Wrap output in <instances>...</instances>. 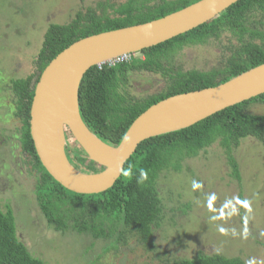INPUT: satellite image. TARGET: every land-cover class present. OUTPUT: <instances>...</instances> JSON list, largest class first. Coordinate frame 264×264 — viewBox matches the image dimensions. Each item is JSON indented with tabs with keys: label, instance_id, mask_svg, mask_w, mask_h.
Instances as JSON below:
<instances>
[{
	"label": "trees",
	"instance_id": "trees-1",
	"mask_svg": "<svg viewBox=\"0 0 264 264\" xmlns=\"http://www.w3.org/2000/svg\"><path fill=\"white\" fill-rule=\"evenodd\" d=\"M198 1L128 0L113 12L117 14L115 17L105 14L108 2L100 1L96 10L86 7L77 10L73 16L68 15L67 21L47 25L38 51L33 54H36L33 62L30 61L32 70L27 73L20 70V77L9 78L1 88L6 94V98L2 97L3 102L10 105L9 122L19 125V133L13 136L17 140L18 151L25 156L26 165L30 167V176L34 181L31 192L41 218V228L30 234L25 230L19 231L13 209L9 204L1 207L0 202V264H44L41 259L32 256L25 244L28 241L34 245L42 230L65 235L73 232L87 237L89 249L95 244L102 247L96 261L111 251L116 253L123 247L130 248L132 243L141 246L146 253H153L158 245L155 236L160 232L170 239L174 230H180V236L189 235L203 242L222 241L213 236L211 238L207 231L203 232L208 207L201 211L204 204L200 195L197 203L199 221L191 227L187 222L179 226L176 222L178 215L172 216V213H177L176 210H167L168 205L163 202L161 180H168V189L176 188L185 197H192L193 201L201 186L197 184L193 186L195 190L189 192L193 182L184 190L181 184L172 183L170 177L185 175L192 181L194 173H200L202 167L191 171L184 169L183 164L203 159L206 153L213 152L220 159V171L225 172L221 178L224 180L226 176L229 185L238 183V207L241 209L244 203L240 186L244 160L240 149L248 140H264V114L249 111L252 105L264 107V94L222 110L190 128L143 141L125 163L114 185L94 195L75 194L55 182L42 167L29 130L34 88L44 68L57 54L83 38L154 21ZM222 43L228 46L221 51ZM210 45H215L214 49L220 53L221 59L206 69H185L177 61L183 51ZM262 64L264 0H240L213 20L186 34L145 49L121 63L90 68L79 86V113L86 127L97 138L115 147L132 122L150 106L174 95L216 87ZM138 79L153 84V90L133 93L131 84ZM65 154L69 163L83 173L102 170L89 161L79 147L73 149L66 144ZM3 185L8 186L5 194H16V182L4 181ZM177 197L181 199L179 194L174 199ZM190 207V204L183 205L181 214L189 215L196 211ZM239 215H242L245 225H251L254 218L260 229L264 227V217L259 220L253 217L252 211L240 210ZM165 226L169 228L165 229ZM183 231L187 232L186 236ZM244 252L241 250L240 254L227 256L197 249L191 257L176 255L169 259L157 254L150 261L159 264H253V261L248 262L243 257ZM260 264H264L262 257Z\"/></svg>",
	"mask_w": 264,
	"mask_h": 264
},
{
	"label": "water",
	"instance_id": "water-1",
	"mask_svg": "<svg viewBox=\"0 0 264 264\" xmlns=\"http://www.w3.org/2000/svg\"><path fill=\"white\" fill-rule=\"evenodd\" d=\"M240 0H201L144 24L78 40L53 58L34 88L29 130L37 157L50 177L69 192L94 195L110 189L143 141L192 127L212 115L264 94V64L216 87L168 97L150 106L113 147L97 138L79 113L86 72L125 55H136L213 20ZM68 132L85 157L102 170L83 173L65 154Z\"/></svg>",
	"mask_w": 264,
	"mask_h": 264
},
{
	"label": "rangeland",
	"instance_id": "rangeland-1",
	"mask_svg": "<svg viewBox=\"0 0 264 264\" xmlns=\"http://www.w3.org/2000/svg\"><path fill=\"white\" fill-rule=\"evenodd\" d=\"M95 0H0V97L6 98L5 92L1 89L9 78L22 75L21 71L32 70L33 58L38 51L41 43L42 35L46 29L48 23L63 22L68 20V15L71 16L78 6L87 5L89 2ZM50 9V11H49ZM70 13V14H69ZM63 20V21H62ZM215 46V45H214ZM213 45L204 47L203 49H191L190 51H183L177 57V61L187 68L206 69L209 66L216 64L220 59V53L214 49ZM226 43L220 45L221 51L227 48ZM31 61V62H30ZM21 70V71H20ZM18 71V72H17ZM137 82V83H136ZM131 84V91L135 94H140L144 90H153L154 85L145 83L143 80H136ZM254 114H264V107L261 105H252L249 109ZM13 126L10 123L5 125L0 124V171L5 169L7 172H11L10 166V151L4 145H1V141L6 138L12 132ZM66 144L71 146L73 149L78 147L70 133L66 132ZM250 140L244 142L240 149L241 158L244 160L242 166V183L248 177L246 182V189L250 195L245 196L244 205L240 209L237 203H232L231 209L228 205L229 202L233 201V198L237 195V187L235 191L228 194L226 187H220L217 191V196L222 199L221 211L224 213V220L216 213V217L211 220V210L206 208L204 231H207L212 238L214 234H217V242H203L196 238H191L187 235V232L182 236L179 235L180 230L173 231V238L166 237V234L161 232L155 236L157 246L153 250V253H146L141 246L132 243L130 248H121L120 251L114 253L113 251L105 254L99 261H96V255L100 254L102 247L95 244L94 248L89 249V240L87 237H80L75 235L73 232L69 235L58 233L54 231L42 230L36 243L25 244L32 256L38 257L43 261L44 264H159L158 262L152 261V256L160 257V254L168 257L169 259L174 258L176 255L180 257H191L197 249H202L207 253H218L223 255L240 254L241 250L245 251L244 258L250 262L260 264L262 244L264 243V227L257 229L255 232L256 240L249 238L246 231H244L245 224L242 221V215L240 216V210L253 211L255 218L261 220L264 217V199L262 198V192L264 191V161L263 155L258 152ZM12 152V151H11ZM248 156V158H247ZM247 158V159H246ZM263 161V162H262ZM241 162V161H239ZM257 162V164H256ZM210 164L220 165V159L218 154L208 152L203 156V159L189 160L183 164L184 169L195 171L194 168L201 167ZM249 165V166H248ZM260 167L258 168V166ZM25 167V166H23ZM22 167V168H23ZM222 170V169H221ZM224 170H222V173ZM201 172L205 175L211 173L208 176H212V185L216 186V181L221 177L220 171L213 169L212 167L203 168ZM13 179L18 184L16 194H5V190L8 186H4L5 176L0 174V202L1 207L9 204L14 211V217L16 225L20 231L25 230L26 232L34 233L37 228H41V218L37 211V205L34 200V195L31 192L34 181L31 177L25 174L12 173ZM196 172L194 173V175ZM188 176H173L170 177V181L174 184H181L184 190H187L190 182H192ZM263 177L262 182L260 178ZM169 178V176H166ZM227 181V177H224ZM209 183V181L207 180ZM228 182H230L228 180ZM241 183V184H242ZM161 184L163 189L162 198L163 202L166 203L167 210H176L177 213H172V216H177L176 222L179 226L184 225L187 222L190 227L199 221L198 216V198L196 195L195 199H187L181 191L176 188H169L170 184L168 180L162 179ZM229 184V183H228ZM238 185L236 182L232 183ZM167 187V188H166ZM228 190V189H227ZM181 195L175 198V195ZM228 194V195H227ZM248 196V197H247ZM258 200L253 201V199ZM259 200L263 201L259 203ZM187 202V203H185ZM253 202V203H252ZM185 203V204H184ZM190 204L189 209H193L189 215L181 214L183 205ZM258 204V205H257ZM210 205L209 201H205V206ZM191 212V211H190ZM239 215V216H238ZM231 216L237 217L236 220H231ZM252 216V215H251ZM170 215L167 217L169 218ZM241 218V219H239ZM245 218V217H244ZM246 219V218H245ZM256 219L253 218V221ZM169 223V222H168ZM167 225V224H165ZM188 225V226H189ZM169 227L165 226V229ZM187 228V227H186ZM184 228V230H186ZM191 232H193L191 230ZM217 232V233H216ZM244 232V233H243ZM37 234V232H36ZM181 234V233H180ZM202 235V234H201ZM178 236V238H176ZM230 242V244H228ZM260 247H259V245ZM33 245V246H32ZM227 249H223V247ZM260 251H257V249ZM248 251V253H247ZM152 260L150 261V259ZM155 260V258H154Z\"/></svg>",
	"mask_w": 264,
	"mask_h": 264
},
{
	"label": "flooded vegetation",
	"instance_id": "flooded-vegetation-1",
	"mask_svg": "<svg viewBox=\"0 0 264 264\" xmlns=\"http://www.w3.org/2000/svg\"><path fill=\"white\" fill-rule=\"evenodd\" d=\"M100 1L108 2V5H107L106 9L104 10L105 14L111 15V17H113V16L115 17L117 14H113V12L115 10H117L120 6H122L123 4H126V2L128 0H95L94 2H89L87 5H84V6L80 5V6H78L76 9H74V12H73L72 16L76 13L77 10H80V9H83V8L85 9L86 7L87 8H91L93 10H96L97 9L96 7H97V5H98V3ZM152 2L149 3V4H152ZM49 11H50V9H49ZM50 23H51V21H50ZM10 116H11V111H10V105H9V103L3 102L2 97H0V124L5 125V123H10L13 126L12 132L6 138H3L4 141L3 140L1 141V145H4L3 148L6 147L10 151V157H11V159H10L11 172L9 173L5 169H3L1 175L5 176V180H7L8 182L15 183L16 180L13 179V174H12L13 172L14 173L23 174V175L25 174L26 176H29V177H31L30 175H32V174H30V169H29L30 167L28 165H26V162L24 160V157L25 156L23 154H20V151H18V149H17V140H15V138L13 136V134L19 133V129H18V126L19 125L18 124H15V123L9 122L10 121L9 120V117ZM65 139H67L66 138V134H65ZM250 142H252L253 144H255L254 145L255 148L258 149V152L263 155L262 157H263V161H264V140H263V142L250 140ZM23 166H25V167H23ZM201 167H202V169L203 168H208V167L211 168L212 167L213 169H215V170L218 169L220 171V167L218 165L212 166V165L208 164V165L204 166V164H202ZM219 173H220V175L222 174L221 171ZM209 174H211V173H207L205 175L202 172H200L198 174L196 173L194 175V177H193V180H192V182H193L192 183V187L188 191L189 192L191 190L194 191L195 190L194 187L197 186V184H199L201 186V188L198 190V192H200L198 195H200V197H201V199L203 201L202 203L204 204L203 205V208L201 209V211L203 212V209H205V201H209V203H210V205H208V209L211 210V220H209L208 222L210 223V221H212L213 217L218 216V215H216V213H217V214L220 215L219 217H222V222L223 223L224 222L227 223L228 220H224V218H225L224 215H223L224 213L221 211L222 199L219 198V196H217L218 195L217 194V191H218V189L221 186L224 187L226 183H227V186H229V184H228L227 181H224L221 177H219V179L216 181V186H213L212 185V182H211L213 180V177L212 176H208ZM31 179H32V177H31ZM207 180L209 181V183L207 182ZM248 180L249 179L247 177L246 180H245V186H244V181H243V183L241 181L242 184L240 185L241 186V189H242V192H243V199L244 200H245V196L246 195H248V196L250 195V193H248V191L246 189V182ZM262 180H263V177L260 178V181L261 182H262ZM235 187L238 188V185L232 184L230 187H226L224 190H226V192L228 194H231V193H233L235 191ZM186 198L187 199H191L192 197L186 196ZM262 198L264 199V191L262 192ZM256 200H258V198H256ZM260 202H263V201L259 200V203L258 204L261 205ZM232 203L234 204V206H235V203H237V206H238L239 201H238L237 195L235 196V198H233V201H231V202L228 203V205H229V207L231 209H233L232 208ZM243 205H244V203H243ZM215 208H216V212H215ZM236 218L237 217L231 216V220H233V219L236 220ZM239 219H241V218H239ZM205 223L207 224L206 220H205ZM200 226H201V223H200ZM258 228L260 229V225L255 220V221H253V224L252 225H245L244 231H246V233L248 235L249 234L251 235L252 233L256 232ZM217 234H214L213 235V237L215 239H218L217 238ZM255 235L256 234H254V237H250L249 236V238H253L254 240H256ZM263 244H262V251H261L262 260L264 258V245ZM259 247H260V245H259ZM256 249H257V251H260L261 250V249L258 250V248H256ZM253 264H256V263H253Z\"/></svg>",
	"mask_w": 264,
	"mask_h": 264
},
{
	"label": "built area",
	"instance_id": "built-area-1",
	"mask_svg": "<svg viewBox=\"0 0 264 264\" xmlns=\"http://www.w3.org/2000/svg\"><path fill=\"white\" fill-rule=\"evenodd\" d=\"M130 56L132 55H125V56H121V57H118L116 59H113V60H110V61H107V62H104L102 64H99L97 65L98 68H100L102 65H108V66H112L114 64H117V63H121L123 61H126L128 58H130Z\"/></svg>",
	"mask_w": 264,
	"mask_h": 264
}]
</instances>
